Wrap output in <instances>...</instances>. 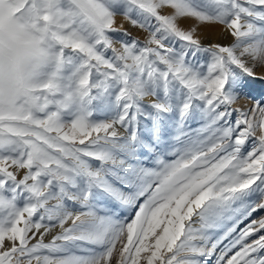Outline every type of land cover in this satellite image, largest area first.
<instances>
[{"label":"snow or ice","instance_id":"6c2138e0","mask_svg":"<svg viewBox=\"0 0 264 264\" xmlns=\"http://www.w3.org/2000/svg\"><path fill=\"white\" fill-rule=\"evenodd\" d=\"M257 82L264 0H0V264H264Z\"/></svg>","mask_w":264,"mask_h":264},{"label":"rangeland","instance_id":"374dc122","mask_svg":"<svg viewBox=\"0 0 264 264\" xmlns=\"http://www.w3.org/2000/svg\"><path fill=\"white\" fill-rule=\"evenodd\" d=\"M119 17L123 19V17H121V16H119ZM221 30H222V29H221ZM129 31L132 33V37H137V36H136V32H134V30H129ZM222 31H223V30H222ZM200 38L202 39V42H203V43H205V44L208 43V39H206V36H205V35H204V36H200ZM227 38H228V39L226 40V42H224V40L222 39L221 36H217V37H216V40H215L214 42H220V43H223V44L230 43L231 40H232V38H231V37H228V36H227ZM229 39H230V40H229ZM141 42H143L142 39H141ZM251 91H252V94H253V95H255V96H257V98H259L260 95H261V93L264 92V85H262V84H260L259 82H257V83H255V84H253V85L251 86ZM239 105H240V106H239ZM235 106H236V107H241V106H243V107L247 108V107H250V106H251V101H250V100H246V99H241V100L238 102V104L235 105ZM261 215H264V212H258V213H255V214L253 215V217L250 218V219H254V218H256L257 216H261ZM248 222H249V221H245L244 224H241V225H240V228H243V227L245 226V224H247ZM257 235H259V234L257 233ZM48 239H50V237H45V242H47ZM249 239H251V237H250Z\"/></svg>","mask_w":264,"mask_h":264},{"label":"bare ground","instance_id":"6f19581e","mask_svg":"<svg viewBox=\"0 0 264 264\" xmlns=\"http://www.w3.org/2000/svg\"><path fill=\"white\" fill-rule=\"evenodd\" d=\"M121 23H124L125 27H129L127 25V23L122 18H120L118 16L117 17V24H121ZM129 30H134V32H136V36L140 37L143 40V37L145 35L143 32H141L140 30H137V29H132L130 27H129ZM207 34H213V36H212L213 41L216 40L217 36H221L222 39L224 40V42H226V40L228 39L226 32L222 31L221 27L218 25H206V26L201 27L199 30V35L200 36H204V35L206 36Z\"/></svg>","mask_w":264,"mask_h":264}]
</instances>
